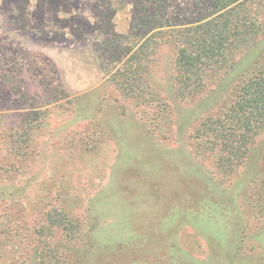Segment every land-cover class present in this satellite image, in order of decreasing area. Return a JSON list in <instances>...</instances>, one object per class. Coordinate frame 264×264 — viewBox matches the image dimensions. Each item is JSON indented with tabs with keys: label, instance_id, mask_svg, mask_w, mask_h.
<instances>
[{
	"label": "rangeland",
	"instance_id": "obj_1",
	"mask_svg": "<svg viewBox=\"0 0 264 264\" xmlns=\"http://www.w3.org/2000/svg\"><path fill=\"white\" fill-rule=\"evenodd\" d=\"M16 1L0 5V264H264V207L196 152L217 96L176 98L174 50L152 79L163 110L101 68L100 0Z\"/></svg>",
	"mask_w": 264,
	"mask_h": 264
},
{
	"label": "trees",
	"instance_id": "obj_2",
	"mask_svg": "<svg viewBox=\"0 0 264 264\" xmlns=\"http://www.w3.org/2000/svg\"><path fill=\"white\" fill-rule=\"evenodd\" d=\"M175 1L100 0L108 20L105 38H94L100 66L106 62L110 78L129 95L167 110L152 79L164 68L163 49H173L176 98L189 105L217 96L194 130L196 152L215 156L220 178L245 174L235 186L257 191L254 201L264 207V140L258 142L264 136V0H189L183 16L172 10ZM6 4L17 1L3 0L1 7ZM127 7L130 31L121 35L113 22Z\"/></svg>",
	"mask_w": 264,
	"mask_h": 264
},
{
	"label": "crops",
	"instance_id": "obj_3",
	"mask_svg": "<svg viewBox=\"0 0 264 264\" xmlns=\"http://www.w3.org/2000/svg\"><path fill=\"white\" fill-rule=\"evenodd\" d=\"M3 3V0H0V5Z\"/></svg>",
	"mask_w": 264,
	"mask_h": 264
}]
</instances>
